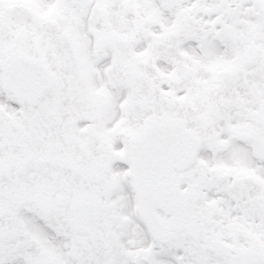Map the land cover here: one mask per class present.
<instances>
[{"label":"snow or ice","instance_id":"1","mask_svg":"<svg viewBox=\"0 0 264 264\" xmlns=\"http://www.w3.org/2000/svg\"><path fill=\"white\" fill-rule=\"evenodd\" d=\"M0 264H264V0H0Z\"/></svg>","mask_w":264,"mask_h":264}]
</instances>
